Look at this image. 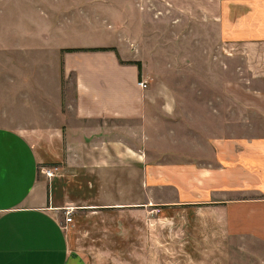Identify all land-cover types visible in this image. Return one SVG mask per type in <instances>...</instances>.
Masks as SVG:
<instances>
[{"label": "crops", "instance_id": "obj_1", "mask_svg": "<svg viewBox=\"0 0 264 264\" xmlns=\"http://www.w3.org/2000/svg\"><path fill=\"white\" fill-rule=\"evenodd\" d=\"M157 1L175 16L176 54L156 55L145 40L141 80L138 60L120 63V45L117 54L65 55L82 125L63 153L38 147L40 132L0 127V264H88L72 249L74 222L64 229L61 212L75 202L57 176L40 175L42 163H63L66 175L116 174L118 190L142 191L149 206H203L209 238L236 241V254L264 253V0ZM164 56L180 69L174 81L162 65L151 77Z\"/></svg>", "mask_w": 264, "mask_h": 264}, {"label": "rangeland", "instance_id": "obj_2", "mask_svg": "<svg viewBox=\"0 0 264 264\" xmlns=\"http://www.w3.org/2000/svg\"><path fill=\"white\" fill-rule=\"evenodd\" d=\"M158 8L157 0H0V127L40 132L38 147L63 153L68 131L82 125L72 109L75 75L63 67L66 54L82 52L66 50L120 45L122 62L143 64L151 40L156 55L174 56L175 16ZM165 56L151 63V77L162 65L174 81L180 69ZM58 166L42 163L40 175L57 176L60 192L75 202L68 233L88 264H264V253L236 254V241L209 238L203 206H149L142 191L127 197L118 190L116 174L66 175Z\"/></svg>", "mask_w": 264, "mask_h": 264}, {"label": "trees", "instance_id": "obj_3", "mask_svg": "<svg viewBox=\"0 0 264 264\" xmlns=\"http://www.w3.org/2000/svg\"><path fill=\"white\" fill-rule=\"evenodd\" d=\"M99 51H101V52H104V51H114L116 54H117V51H116V49L115 48H99V49H71V50H66V52L67 53H73V52H99ZM120 63H122V64H125L124 62H122L121 60H120ZM132 63V62H131ZM134 64L138 67V70H139V72H140V80H141V63L140 62H134Z\"/></svg>", "mask_w": 264, "mask_h": 264}, {"label": "built area", "instance_id": "obj_4", "mask_svg": "<svg viewBox=\"0 0 264 264\" xmlns=\"http://www.w3.org/2000/svg\"><path fill=\"white\" fill-rule=\"evenodd\" d=\"M139 85L142 87V89H147L148 88V85H147L146 82H140ZM53 176H54V174H48V177H50V178L53 177ZM73 213H74V209L68 208V209L65 210V215H66L65 223H66V225L64 226V229L68 228L67 224H70V223L73 222V218H72Z\"/></svg>", "mask_w": 264, "mask_h": 264}]
</instances>
